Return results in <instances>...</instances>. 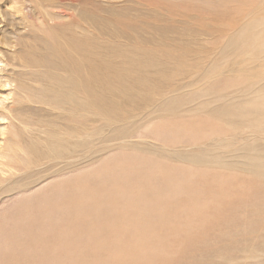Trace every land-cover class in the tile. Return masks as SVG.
<instances>
[{
  "label": "rangeland",
  "instance_id": "rangeland-1",
  "mask_svg": "<svg viewBox=\"0 0 264 264\" xmlns=\"http://www.w3.org/2000/svg\"><path fill=\"white\" fill-rule=\"evenodd\" d=\"M0 264H264V0H0Z\"/></svg>",
  "mask_w": 264,
  "mask_h": 264
}]
</instances>
